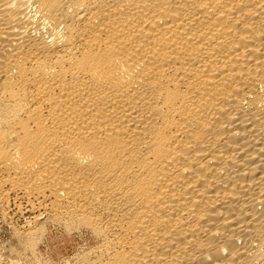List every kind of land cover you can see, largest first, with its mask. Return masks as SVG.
Masks as SVG:
<instances>
[{"label":"bare ground","instance_id":"obj_1","mask_svg":"<svg viewBox=\"0 0 264 264\" xmlns=\"http://www.w3.org/2000/svg\"><path fill=\"white\" fill-rule=\"evenodd\" d=\"M11 202L31 264H264V0H0Z\"/></svg>","mask_w":264,"mask_h":264},{"label":"rangeland","instance_id":"obj_2","mask_svg":"<svg viewBox=\"0 0 264 264\" xmlns=\"http://www.w3.org/2000/svg\"><path fill=\"white\" fill-rule=\"evenodd\" d=\"M27 216L18 212L14 202H11V207L8 209L0 207V255L5 256V259L15 258L14 260L22 262L21 264H31L30 257L21 253L22 242L18 237V232L21 231ZM91 240L92 235L88 231L76 230L68 233L60 225L49 223L46 226L45 238L40 245L39 256L43 263L53 264L62 261L63 255H72L81 250ZM16 249H19L18 253Z\"/></svg>","mask_w":264,"mask_h":264}]
</instances>
